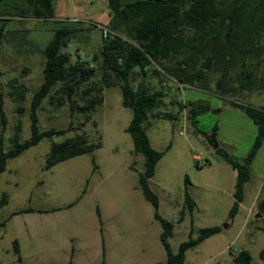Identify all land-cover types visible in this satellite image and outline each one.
I'll use <instances>...</instances> for the list:
<instances>
[{
	"label": "rangeland",
	"instance_id": "obj_1",
	"mask_svg": "<svg viewBox=\"0 0 264 264\" xmlns=\"http://www.w3.org/2000/svg\"><path fill=\"white\" fill-rule=\"evenodd\" d=\"M28 7L29 0H0V141L4 152L12 149L15 140L22 143L30 138V104L43 82L45 60L41 51L52 38L53 30L65 25L83 28L62 52L71 55V62L79 57L91 63L102 46L101 29L109 21L107 0H56L54 18L47 21L30 17ZM153 69L158 76L151 72ZM260 71L264 73V64ZM218 78L219 73L211 72L200 84L182 86L157 67H149L146 76L135 70L133 88L142 83L151 92L164 95L163 107L145 122L150 144L156 151L171 144L157 163L149 187L159 200L160 216L174 225L168 241L174 254L180 243L188 239L190 224L193 238L200 229H222L189 250L184 264H233L232 257L240 251L250 255L251 264H264L258 257L264 248V214L258 209L264 200V141L250 167L243 203L234 219L229 220L236 173L195 131L210 134L216 125L218 146L242 162L257 128L228 102L264 109V91L239 92L237 67L229 79L236 90L221 98L216 88ZM102 96V105L89 117L71 113L57 87L41 102L37 112L40 131L69 127L71 131L63 137L45 139L7 161L0 175V201L3 195L6 200V205L0 207V222L25 208L61 210L12 217L0 229V264H68L70 260L72 264H101V237L105 264H165V251L159 241L161 227L153 219V209L143 199L138 185L143 159L133 154L131 138L125 132L132 112L122 107L118 87L103 88ZM197 102L207 103L210 111L198 116L192 127L187 119V104ZM164 114L174 115L177 120H163ZM77 135L90 142L101 137L102 146L92 154L45 170L51 144ZM92 161L97 166L95 171ZM185 176L194 206L191 216L185 210L179 223V212L184 209ZM87 180V192L82 195ZM72 203V208H64ZM223 225L227 228L223 229ZM15 241L20 260L14 253Z\"/></svg>",
	"mask_w": 264,
	"mask_h": 264
},
{
	"label": "trees",
	"instance_id": "obj_2",
	"mask_svg": "<svg viewBox=\"0 0 264 264\" xmlns=\"http://www.w3.org/2000/svg\"><path fill=\"white\" fill-rule=\"evenodd\" d=\"M56 0H29L28 14L40 20L54 18ZM109 21L104 29L109 33L102 37V46L98 54L92 56L91 63L63 53L68 42L84 31L77 25H65L53 30L52 38L41 51L45 63L42 70L43 82L34 93L30 104V138L22 143L17 140L8 152H4L0 141V175L5 171L8 160L14 159L26 150L37 146L45 139L63 137L71 131L39 130L37 112L41 102L50 97L55 88L63 95L71 113L90 116L103 103L102 90L118 87L121 92V105L132 112V118L125 129L133 144V154L143 159V171L138 173V185L142 197L153 209V219L161 227L160 244L165 251V264H184L186 253L197 248L210 237L219 234L218 226L200 229L193 238L190 224L188 239L180 243L177 253L169 246L173 223L163 219L159 212V200L149 187L156 165L170 149L169 143L163 151L152 148L146 133L145 122L148 116L163 107V94L151 92L140 83L135 89L131 80L138 70L146 76V70L157 67L182 86L194 85L206 81L207 74L219 73L216 82L218 96L226 98L236 89L230 82L232 70L239 67V92L264 91V74L260 66L264 64V0H107ZM102 28V29H103ZM101 29V31H102ZM3 28L0 26V53ZM158 76L157 71H151ZM1 76V73H0ZM232 86V87H231ZM78 101H83L80 105ZM228 104L242 111L255 125L257 133L253 144L242 162L233 159L217 144V126L210 134L195 130L214 148V153L236 173L233 192V205L228 212L229 220L236 216L244 200V188L250 179V167L264 141V109L250 106ZM2 105L0 95V107ZM186 107H181L185 109ZM187 119L195 127L198 116L210 111L207 103L187 104ZM218 113L219 110H213ZM87 117V118H88ZM161 119L175 121L170 114L161 115ZM102 146L101 137L97 142L77 135L60 143H52L45 159V170L71 158L92 154ZM95 166L94 161H92ZM189 181L184 177V209L179 212L178 222H182L184 211L191 216L194 203L188 194ZM2 196L0 207L6 205ZM71 206V205H69ZM258 209L264 214V200ZM42 213L25 208L10 214L0 222V229L8 221L20 214ZM99 222L100 213L95 211ZM101 232V230H100ZM102 262H104V243L101 237ZM14 253L19 256V247L14 242ZM258 257L264 261V248ZM233 264H251L246 251H240L232 257ZM68 264H72L69 261Z\"/></svg>",
	"mask_w": 264,
	"mask_h": 264
},
{
	"label": "crops",
	"instance_id": "obj_3",
	"mask_svg": "<svg viewBox=\"0 0 264 264\" xmlns=\"http://www.w3.org/2000/svg\"><path fill=\"white\" fill-rule=\"evenodd\" d=\"M97 169V166L95 165V166H93V171H95ZM137 178H138V176H137ZM87 187H88V180L86 181V186H85V188L83 189V191H82V195H85L86 194V192H87ZM244 196H245V188H244ZM74 204L75 203H72V204H68L66 207H64V208H66V209H69V208H72L73 206H74ZM69 205H71V206H69ZM96 209H98V211H99V208L96 206L95 207V211H96ZM33 210H35V209H33ZM61 210V208H53V209H51V210H35V211H41L42 213H54V212H57V211H60ZM183 210V209H182ZM181 210V211H182ZM34 213H37V212H34ZM42 213H39V214H42ZM28 214H33V213H28ZM18 216V215H17ZM14 217V216H13ZM70 242L72 243L73 242V239H70ZM19 253H20V250H19ZM71 253H73V249H71ZM71 261V260H70ZM72 262V261H71Z\"/></svg>",
	"mask_w": 264,
	"mask_h": 264
},
{
	"label": "built area",
	"instance_id": "obj_4",
	"mask_svg": "<svg viewBox=\"0 0 264 264\" xmlns=\"http://www.w3.org/2000/svg\"><path fill=\"white\" fill-rule=\"evenodd\" d=\"M101 32H102V37H103V38H106L107 35H108V33H109V32H108L106 29H104V28L102 29ZM193 158H194L195 161H198V160H199V157L196 156V155H194Z\"/></svg>",
	"mask_w": 264,
	"mask_h": 264
},
{
	"label": "water",
	"instance_id": "obj_5",
	"mask_svg": "<svg viewBox=\"0 0 264 264\" xmlns=\"http://www.w3.org/2000/svg\"><path fill=\"white\" fill-rule=\"evenodd\" d=\"M217 146L214 145V148H216ZM227 228V225H223V229H226Z\"/></svg>",
	"mask_w": 264,
	"mask_h": 264
}]
</instances>
